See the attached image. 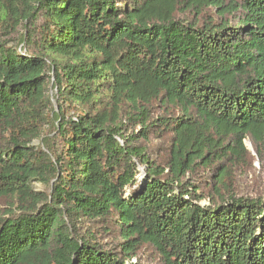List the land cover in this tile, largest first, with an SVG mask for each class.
Instances as JSON below:
<instances>
[{"label": "trees", "instance_id": "obj_1", "mask_svg": "<svg viewBox=\"0 0 264 264\" xmlns=\"http://www.w3.org/2000/svg\"><path fill=\"white\" fill-rule=\"evenodd\" d=\"M21 24L27 50L0 42V264H264V197L236 174L247 138L264 159V0H0Z\"/></svg>", "mask_w": 264, "mask_h": 264}, {"label": "rangeland", "instance_id": "obj_2", "mask_svg": "<svg viewBox=\"0 0 264 264\" xmlns=\"http://www.w3.org/2000/svg\"><path fill=\"white\" fill-rule=\"evenodd\" d=\"M27 25L21 24L14 28L13 30L4 31V29H0V42H5L10 46H18L20 49L27 50V46L25 42H23V37L27 35L26 31ZM25 52V51H24ZM56 88L52 84L49 89V96L51 99V106L55 111H58L61 106L64 107L65 114L70 112V117L74 116L75 111L73 110L72 106L65 104L64 102H60L59 98L56 95ZM50 117V124L46 125V135L40 139L35 140L34 144L36 146L42 147V149L46 152H50L48 149L47 142L50 143L55 139L57 136V127H59L60 120L58 118H53V112L49 114ZM45 141V142H44ZM57 141V139H55ZM245 144L247 145L248 149L251 151L252 156L246 159V161H242L237 166V179H238V187L241 191L251 194L256 197H264V159H261L257 152L254 143L252 142L251 138H247L245 140ZM48 146V147H47ZM255 157V158H253ZM203 173L200 172L198 178H202ZM33 188L36 191H46L50 192V189L45 187L43 183L39 181L33 182ZM206 203V201H203ZM12 215L8 212H4L3 210L0 213L1 217L10 218ZM143 263L145 264H161L156 263L155 261V254H147L142 257Z\"/></svg>", "mask_w": 264, "mask_h": 264}]
</instances>
